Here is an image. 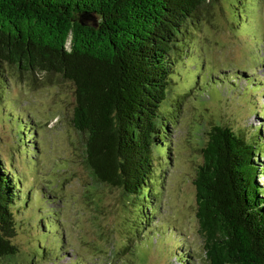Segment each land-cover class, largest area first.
I'll return each mask as SVG.
<instances>
[{
  "label": "trees",
  "instance_id": "obj_1",
  "mask_svg": "<svg viewBox=\"0 0 264 264\" xmlns=\"http://www.w3.org/2000/svg\"><path fill=\"white\" fill-rule=\"evenodd\" d=\"M216 2L220 4L219 0H0V86L13 73L31 84L37 83L39 73L71 82L70 122L83 138L81 158L90 183L131 194L138 200L136 213L153 219L160 208L158 188H163L159 169L164 166L158 160L170 161L169 136L178 123L175 107L166 104L176 85L186 83V91L180 93L184 99L201 88L195 73L189 82L183 74L197 61L187 55L195 41L192 26L212 18L215 11L209 6ZM257 21L252 18V24ZM254 36L262 40L259 32ZM204 62L192 69L206 75L209 65ZM215 71L211 74L216 78L209 81L235 84L241 100L259 104L254 91L264 95L261 79L250 76L246 88L239 89L236 82H226L230 76ZM256 111L264 117V103ZM5 112L25 127L20 141L26 146L29 135L32 151H27L34 154L38 138L32 119ZM251 127L216 124L201 148L203 161L194 184L208 264H264V181H259L264 179V125ZM32 165L30 169L38 171L37 160ZM24 174L13 160L0 158V259L12 264H19L21 251L15 237L35 209L36 189L23 192ZM56 191L39 192L35 220L47 235L51 225L45 220L60 224L52 216L58 214L54 205L48 207L63 198L62 186ZM37 241L33 257L53 253ZM178 255L179 264H191L186 251Z\"/></svg>",
  "mask_w": 264,
  "mask_h": 264
},
{
  "label": "rangeland",
  "instance_id": "obj_2",
  "mask_svg": "<svg viewBox=\"0 0 264 264\" xmlns=\"http://www.w3.org/2000/svg\"><path fill=\"white\" fill-rule=\"evenodd\" d=\"M219 1L220 4L209 6L215 11L212 18L203 17L200 24L192 26L195 41L191 42L187 55L191 53V58L197 61L190 64L191 69H184L183 77L189 82L195 73L194 80L201 88L184 99L180 93L186 91V83L176 85L171 101L166 104V108L175 107L178 123L169 136L170 161L158 160L164 166L159 169L163 188H158L160 208L153 219H148L150 215L143 219L136 213L138 200L131 194L117 187H95L90 183V174L81 158L83 138L70 122L74 106L71 82L56 76L49 79L39 73L37 83L31 84L13 73L7 84H1L0 158L8 163L13 160L25 172L24 193L30 187L36 189L32 200L35 209L30 211V220L15 237L21 249L19 264H72L74 260H78L77 264H179L177 257L182 251H186L191 264H208L203 255L194 184L198 165L203 161L201 148L216 124H231L234 129L264 125L263 115L256 111L264 103L260 91H254L259 102L255 105L249 98L241 100L235 84L225 86L208 80L216 78L211 74L216 70L221 76H230L226 82H236L239 89L246 88V78L250 76H257L264 83V0H258L255 5L252 0ZM248 16L251 21L246 22ZM253 17L258 19L254 24ZM257 32L260 41L254 36ZM202 61L209 65L206 75L192 69ZM6 109L17 115L21 113V118L32 119L34 135L38 138L33 156L27 151L31 149L32 139L28 135L26 146L23 145L20 139L25 127L16 118H10ZM33 158L39 165L38 171L30 169ZM259 181L264 179L259 177ZM61 186L63 198L48 206L54 205L53 210L58 214L52 216L59 218L55 221L60 224L45 220L51 225L48 227L51 233L47 235L35 220L39 192L54 194ZM37 239L42 240V247L53 249V253L42 257L39 252L38 258L33 257ZM0 264L12 262L0 259Z\"/></svg>",
  "mask_w": 264,
  "mask_h": 264
},
{
  "label": "water",
  "instance_id": "obj_3",
  "mask_svg": "<svg viewBox=\"0 0 264 264\" xmlns=\"http://www.w3.org/2000/svg\"><path fill=\"white\" fill-rule=\"evenodd\" d=\"M82 23H85V22L82 21Z\"/></svg>",
  "mask_w": 264,
  "mask_h": 264
}]
</instances>
